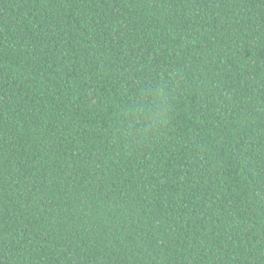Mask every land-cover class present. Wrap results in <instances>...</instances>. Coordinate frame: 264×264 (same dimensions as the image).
<instances>
[{
    "label": "trees",
    "instance_id": "obj_1",
    "mask_svg": "<svg viewBox=\"0 0 264 264\" xmlns=\"http://www.w3.org/2000/svg\"><path fill=\"white\" fill-rule=\"evenodd\" d=\"M0 264H264V0H0Z\"/></svg>",
    "mask_w": 264,
    "mask_h": 264
}]
</instances>
